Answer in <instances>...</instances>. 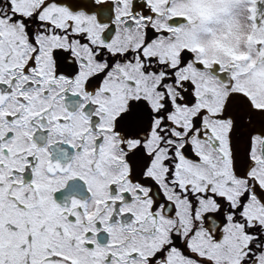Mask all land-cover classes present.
Returning a JSON list of instances; mask_svg holds the SVG:
<instances>
[{"label":"snow or ice","instance_id":"6c2138e0","mask_svg":"<svg viewBox=\"0 0 264 264\" xmlns=\"http://www.w3.org/2000/svg\"><path fill=\"white\" fill-rule=\"evenodd\" d=\"M0 264H264V0H0Z\"/></svg>","mask_w":264,"mask_h":264}]
</instances>
